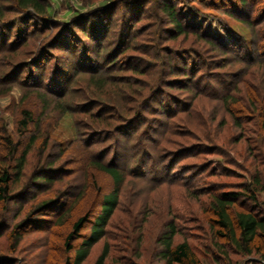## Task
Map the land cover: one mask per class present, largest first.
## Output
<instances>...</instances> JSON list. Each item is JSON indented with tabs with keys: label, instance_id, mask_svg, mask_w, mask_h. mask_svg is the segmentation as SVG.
I'll return each mask as SVG.
<instances>
[{
	"label": "trees",
	"instance_id": "trees-1",
	"mask_svg": "<svg viewBox=\"0 0 264 264\" xmlns=\"http://www.w3.org/2000/svg\"><path fill=\"white\" fill-rule=\"evenodd\" d=\"M111 2L58 21L49 0H0V97L19 87L41 100L33 103L34 110H21L15 136L6 131L0 136V238L11 250L1 252L0 264H21L15 254L27 233L52 235L70 217L75 218L69 229L59 232L64 264H83L106 239L113 216L135 208V203L129 210L121 205L124 191L133 188L131 180L181 185L210 201L204 231L194 217L173 215L172 205L161 207L166 219L161 229H150H156L149 218L153 210L142 204L134 220L142 217V238L157 247L143 264H236L240 259L264 264V143L253 146L241 132L245 122L255 121L264 139V102L249 94V114L235 96L249 81L250 69L264 73V0ZM182 6L207 17L225 9L261 29L247 42L240 37L222 42L191 23ZM202 103H214L217 110L208 114ZM234 114L236 133L229 138L228 118ZM66 116L78 119L74 128L83 147L78 154L66 155L64 143L49 141V130ZM196 117L200 125L193 122ZM177 120L183 122L180 137L209 124L197 134L208 137L215 123L214 138H229L234 155L251 161L250 179L237 191L210 186L216 168L193 162L214 155L216 144L198 141L166 152ZM41 139L39 155L30 162ZM104 176L113 183L109 191L100 185ZM74 209L81 213L73 216ZM193 231L205 233V249L194 245ZM109 249L105 243L96 264H106Z\"/></svg>",
	"mask_w": 264,
	"mask_h": 264
},
{
	"label": "rangeland",
	"instance_id": "rangeland-1",
	"mask_svg": "<svg viewBox=\"0 0 264 264\" xmlns=\"http://www.w3.org/2000/svg\"><path fill=\"white\" fill-rule=\"evenodd\" d=\"M49 1H51L52 3L54 19H57L58 21H69L73 17L82 16L92 9H97V7L109 6L112 3L111 1L115 0H107L105 3L104 0H90L91 2L94 1L93 5L86 4V0ZM223 10L225 11V13L219 11L217 13H214L212 17H207L205 15H196V13L192 10H188L187 8L182 6L183 13L187 15L188 20L191 23L200 25L201 28H203V33H208L222 42L229 43L231 41H238L239 37L246 40L247 42L249 41L248 37L250 36V34H252V32L254 33V31L257 32L261 29V27L252 28L249 25L241 22V18L243 17H240V15L236 14L233 17L225 9ZM232 11L237 13V11ZM252 19H256L255 16ZM248 74V76L250 77H248L247 80L249 81L246 82L247 84L242 85L235 94V96L241 100V104L239 106H242L241 109L244 110L249 107V103L247 101L248 98L250 100L255 96L258 97L260 102H264V98H262L264 96V73L262 72V70L260 71L258 69H255L251 71L250 69ZM5 93L7 94L6 96L0 97V136L4 134L5 131L8 135L15 136L17 124L16 122L19 119V113L21 112V110L25 107H29L31 110H34L36 107H38V105H34L33 103H41V100L36 97L35 93H32L31 91H24L19 87H14L13 89ZM251 93H253V95L250 98L249 94ZM113 95L118 96L116 93H113ZM244 99H246V101H244ZM202 104V108H205V111L208 114H211L212 112L217 110V105L214 103ZM257 106L258 108L261 107L259 104H257ZM246 113H249V111L246 110ZM233 116L234 118H228L227 123L229 129L227 130V134L229 138L231 137V135H234L232 137H235L236 133L235 131H232L231 124L234 122L235 116H237V114H234ZM77 120L78 119L73 116H66L61 120L59 125H56V127L52 129V131L49 130V141L51 142V144H54V142L64 143V146L68 147V152L66 153V155H70L74 150L76 151L72 154H78V149L82 150L83 148L80 140L78 139L79 135L74 128V123ZM193 122H197L198 125L201 124V121L198 119V117H196V120L193 119ZM182 125L183 122L181 120H177L172 124V126L174 127V133L168 136L169 139L165 142V146L163 147L165 148L166 152L177 151L181 149L182 146H190L198 143V141L205 142L207 144H216L217 146L215 147L214 155H204L193 162L198 164L205 162L207 164L210 163L209 165L211 167L209 168V170H213L216 168L218 176L217 178L209 180L210 186H214V183H217L220 188H224L223 191H237L236 187L239 184L244 183L248 181V179H250V171L252 170L251 161H248V159L246 158L245 160L244 157L239 158V155H234V148H232V146L230 145L232 148L230 149L228 145L230 142L229 138H225L223 140L221 136H215L214 138V134H218L215 130V123L214 126H212V124L210 123V129L208 131L209 138L205 134H202L201 137L197 136L200 131H207L209 124L208 126L203 125L199 128L194 127L192 128V130L195 133L189 134L187 132L185 135L180 137L177 133H179L178 131L184 129L180 128ZM241 132L246 133L244 137L253 146H262L261 143H264V139L259 133L255 121L245 122L244 130H242ZM41 144L42 139L32 150L29 156L30 162L37 159L36 156L39 155ZM50 150H47L48 152L45 154V156L49 152H51ZM240 151H242V153H244L245 151L243 150L242 146H240ZM41 160L43 159L41 158ZM262 168H264V165ZM100 185L103 187L104 191H109L112 189L113 183L109 177L104 176L101 178ZM132 185V189L130 187L129 190L124 191L123 195L125 198L121 200V205L127 210H129L130 207L133 206L135 208L130 212L124 210V212H122L123 214L121 212H118L120 214H115L113 216L114 220L110 222V224L106 228V239L104 238L103 240H101L100 244L96 245L91 250L88 259L83 264H96L97 260L104 251L105 243H109L110 245V255L105 258L106 264H129L135 262L136 264H143L144 262H146L147 258H151V255H153L152 253L155 252L153 249H156L157 247L154 243H150L149 241L147 242L145 238H142V225L138 226L142 222V217L136 219V221L134 220L136 217V214L134 215V213L142 210L141 208L142 206H144L142 204H145L147 207H150V209L153 210L150 213L151 215L154 213L152 216L150 215L149 218L153 221L152 225H154L156 229H154V227L152 226H150V229L156 231H159L161 229L162 224H164V221L166 220L164 218V213H162L163 210L161 207L165 205H172L173 215H177L179 218L194 217L196 221L195 225H198L196 228L202 229V231H204V222H206L205 218L207 216H210V209L208 208L210 201H208L209 199H207L206 197H196L191 194L188 189H185L181 185L172 186L171 184H169L154 186L151 183L148 184L146 182L131 180L129 186ZM61 189L62 188H60V190ZM138 191H140V193H143L144 196H140L139 198L138 196H135V193ZM130 195L134 196L131 200L129 199ZM142 197H144V201H142ZM261 197L262 202H264V196L262 195ZM133 203H135V205L132 206ZM79 212L81 213L80 210ZM79 212L74 209L72 215L74 216ZM170 216L172 217V215ZM74 218L75 217H70L69 221L66 222L64 227H62V229L60 230H56L57 232L55 231L52 235L39 234L37 231L27 233L20 244L17 254H15L18 258L22 259L21 264H64L67 256L65 255L64 251H61L62 239L59 236V232L65 233V231L69 229ZM65 221L66 219L64 220V223ZM185 225L187 226V223ZM193 232L196 235V238L192 240L194 245L198 247L203 246L205 249V247L207 246V242L202 239V235H205V233H201L199 231ZM49 237H51V239H49ZM7 244L8 242L6 238H0L1 255L2 253L4 255H10L9 252L11 250L6 249ZM46 248H48L47 261L43 260V255ZM146 249L148 250V252H146ZM72 255L74 256L75 254ZM238 260L239 258H236L234 261L237 262ZM245 260L246 259H240L236 264H247V260Z\"/></svg>",
	"mask_w": 264,
	"mask_h": 264
}]
</instances>
